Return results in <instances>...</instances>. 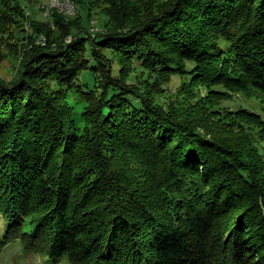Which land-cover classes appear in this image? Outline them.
Segmentation results:
<instances>
[{
    "label": "trees",
    "instance_id": "16d2710c",
    "mask_svg": "<svg viewBox=\"0 0 264 264\" xmlns=\"http://www.w3.org/2000/svg\"><path fill=\"white\" fill-rule=\"evenodd\" d=\"M73 2L104 29L50 8L26 34L18 1L0 0V42L22 43L0 77V251L264 264V116L224 106L264 104V0Z\"/></svg>",
    "mask_w": 264,
    "mask_h": 264
},
{
    "label": "rangeland",
    "instance_id": "374dc122",
    "mask_svg": "<svg viewBox=\"0 0 264 264\" xmlns=\"http://www.w3.org/2000/svg\"><path fill=\"white\" fill-rule=\"evenodd\" d=\"M18 4L23 8L25 17L27 21L25 22L26 34L30 31L32 21H48L50 19L49 10L55 9L53 3L57 0H17ZM61 3L66 2V0H60ZM165 1V0H161ZM74 8H72L68 13L61 12L59 13L68 16L75 17L80 15L83 12V8L80 10L77 9L73 0L71 1ZM97 10L93 11V17L87 18V11L83 12L84 17L86 16L87 24L89 28H93L96 31L104 29V24L106 23L105 17L101 16ZM15 32V30H14ZM12 42V43H11ZM15 42V43H14ZM12 48L10 47L9 51L7 46H4V43L0 42V77L5 79H12L16 73V70L19 67L20 60L16 57V51H20V39H12L10 41ZM27 43V41H23ZM15 44V45H13ZM83 83V78L80 81ZM69 101L74 108V119L77 123V126L83 128L85 126V121L83 119V111L85 104L79 95L71 94ZM224 106L229 107L232 110L246 109L252 111L258 115L264 116V104L262 101L256 97L246 98L245 96H236L234 101L226 102ZM259 147L264 154V142L259 143ZM7 221L0 214V233L2 235L3 231L7 228ZM0 264H48L46 259L38 254L26 252L24 246L21 242L17 241L8 245L4 250L0 251ZM61 264H69L67 261H64Z\"/></svg>",
    "mask_w": 264,
    "mask_h": 264
},
{
    "label": "built area",
    "instance_id": "2783aa9c",
    "mask_svg": "<svg viewBox=\"0 0 264 264\" xmlns=\"http://www.w3.org/2000/svg\"><path fill=\"white\" fill-rule=\"evenodd\" d=\"M72 0H66V2L61 3L60 0H57L53 3V7L55 9H58L61 12H69L72 8H74V6L71 3Z\"/></svg>",
    "mask_w": 264,
    "mask_h": 264
}]
</instances>
